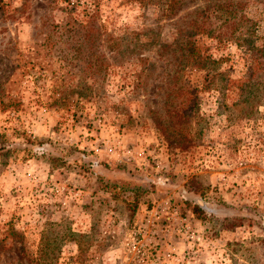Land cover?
<instances>
[{
  "label": "rangeland",
  "instance_id": "1",
  "mask_svg": "<svg viewBox=\"0 0 264 264\" xmlns=\"http://www.w3.org/2000/svg\"><path fill=\"white\" fill-rule=\"evenodd\" d=\"M237 1L264 37V0ZM102 10L130 48L97 72L60 32L59 11L0 0V264H264V82L222 101L201 90L191 144L173 148L154 124L180 102L165 89L199 88L204 72L151 47L139 49L155 60L144 68L132 33L152 17L170 43L172 21L152 8L143 20L126 0ZM205 43L237 58L231 43Z\"/></svg>",
  "mask_w": 264,
  "mask_h": 264
},
{
  "label": "trees",
  "instance_id": "2",
  "mask_svg": "<svg viewBox=\"0 0 264 264\" xmlns=\"http://www.w3.org/2000/svg\"><path fill=\"white\" fill-rule=\"evenodd\" d=\"M51 10L59 11L64 24L60 32L69 38H75L73 47L76 54L83 53L84 64L92 71H105L107 67L119 63L125 51L130 46L124 44L122 49L121 38L112 35L113 31L106 28V20L102 18L103 0H41ZM133 3L142 12V19L146 18L144 11L152 8L153 17L172 21L174 30L173 41L170 43L157 42L160 29L159 22L152 17L148 27L141 28L132 33L133 52L138 54L135 60L141 66L152 68L155 60L150 61L142 57L139 49L142 47L153 48L156 57L171 55V59L179 58L188 66V73L195 71L204 72L200 87L194 85L177 88L167 87L165 97H179L178 105L165 109L168 118L157 119L154 124L162 134L163 139L173 148L185 149L190 146L191 138L186 130L190 128V120L198 117L200 91L215 90L220 100L232 96L241 98L246 94L249 86L259 85L264 82V37L256 33L254 22L243 12V4L237 0H126ZM201 1L203 7L196 8L189 13L193 17L180 24L179 19H174L184 8ZM194 6V5H193ZM156 16V17H157ZM155 25V27H154ZM153 26L154 28H151ZM158 30V31H157ZM147 37L144 41L139 36ZM204 35V36H203ZM215 46L233 44L238 50L237 58L232 61L229 55L214 56L210 51V44ZM102 47L104 50H102ZM140 54V55H139ZM179 54V57L174 56ZM111 57V58H110ZM110 58V59H109ZM230 63L222 65L223 62ZM245 70L237 78L230 76L231 69L236 62H244ZM254 82V84H252ZM256 84V85H255ZM199 93V94H198Z\"/></svg>",
  "mask_w": 264,
  "mask_h": 264
}]
</instances>
